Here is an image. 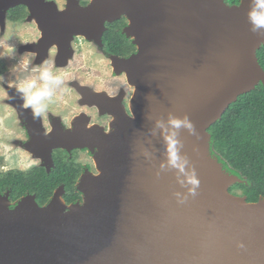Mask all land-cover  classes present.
<instances>
[{"label":"water","instance_id":"water-1","mask_svg":"<svg viewBox=\"0 0 264 264\" xmlns=\"http://www.w3.org/2000/svg\"><path fill=\"white\" fill-rule=\"evenodd\" d=\"M19 5L40 24L69 22L86 36L90 24L99 38L105 22L126 17L139 52L117 61L135 87L132 116H116L108 133L26 145L39 149L48 172L54 148H88L98 174L78 183L81 203L66 204L63 186L44 206L27 195L12 207L9 192L0 194V264H264V197L231 193L242 180L210 150L209 128L239 96L264 86V29L251 30L248 0H71L63 11L47 0H0L2 26ZM170 117L193 125L176 139L185 172L195 169L200 181L195 196L185 172L168 164Z\"/></svg>","mask_w":264,"mask_h":264},{"label":"flooded vegetation","instance_id":"flooded-vegetation-1","mask_svg":"<svg viewBox=\"0 0 264 264\" xmlns=\"http://www.w3.org/2000/svg\"><path fill=\"white\" fill-rule=\"evenodd\" d=\"M47 1L54 2L58 9L63 11L67 9L71 0H64V6L62 8H60L58 0ZM77 1L81 7H87L91 4L92 0ZM227 3L229 5L239 4L240 0L234 2L227 1ZM26 9L28 15L24 22L31 20V13L27 7ZM122 18L125 19L123 26L115 24L116 26L113 25L112 27L110 25L118 20L105 22L104 29L101 30V38H99V31L95 30L94 26H90V24L86 30L91 35L86 36L73 31L69 22L66 23V26L61 22H52V24L50 22L48 26H46L47 23L43 25L39 22H34L36 37L25 45V51L33 55V64L44 67L45 64L51 63L56 69L68 68L71 63L75 62L76 56L81 55L84 51L96 52L104 60L108 61L110 67L108 89L97 88L94 83H84L79 78H71L67 82V85L72 88L77 96L76 102L78 105L84 106L86 110L74 114L69 120H65L63 115H55L52 113L34 118L32 107H24L25 101L22 99V95L24 94H20L15 89L10 90L8 88L9 98L6 100V103L14 108V117L17 120L19 129V137L14 139L12 144L28 152L38 160L35 165L26 170L33 167H41L47 173L51 172L54 167V156L57 154L67 155L76 164L81 165V173L75 183L76 191L80 193L81 200L70 204L81 203L83 201V195L78 190V183L82 177L86 173L98 174L93 160V153L88 148H73L70 151L64 147L54 148L52 151L53 165L48 172L47 161L44 157H41L39 149L31 152L27 149L26 145L33 144L35 146L39 140L37 138L40 137L41 141L44 142L41 138L42 136L47 137L54 134L90 133V131L94 132L95 129L98 131L101 129L105 133H108L113 129L112 125L116 121V116L122 115L124 111L126 114L132 116L130 103L134 97L135 87L129 82L127 71L117 67V61L128 60L132 56H135L139 52V47L135 44V38L128 36L126 33V29L130 27L129 20L126 17ZM87 65V63H84L82 66L77 67L76 71L79 72L81 70L82 73H89L91 68ZM38 146L41 147V144L39 143ZM30 147L33 148L32 145ZM83 153H86L89 161L80 160V156ZM20 199L14 202L11 201L12 207Z\"/></svg>","mask_w":264,"mask_h":264},{"label":"trees","instance_id":"trees-1","mask_svg":"<svg viewBox=\"0 0 264 264\" xmlns=\"http://www.w3.org/2000/svg\"><path fill=\"white\" fill-rule=\"evenodd\" d=\"M234 1L237 0L230 2ZM27 15L26 6L19 5L8 11L7 19L13 23H22ZM123 22L124 18L110 25L123 26ZM257 57L264 69V45L257 52ZM6 72L5 63L0 59V76ZM209 132L212 155L227 172L242 180L231 186L230 192L246 196L249 202H257L260 197H264L263 84L260 83L251 92L239 96L222 118L209 128ZM80 173L81 165L76 164L67 155L57 154L54 156V167L49 173L41 167L0 171V193L9 191L12 202L27 194H33L37 203L44 206L50 201L55 190L63 185L65 202L70 204L81 200L75 186Z\"/></svg>","mask_w":264,"mask_h":264},{"label":"rangeland","instance_id":"rangeland-1","mask_svg":"<svg viewBox=\"0 0 264 264\" xmlns=\"http://www.w3.org/2000/svg\"><path fill=\"white\" fill-rule=\"evenodd\" d=\"M58 2L62 8L64 0ZM30 19L24 23H12L6 17L5 25L2 26L0 23V59L7 68V72L0 76V171L26 170L38 162L37 158L12 144V141L19 137V129L14 117V108L6 103L9 98L8 88L20 92L17 85L24 87L29 81L35 80L38 90L48 83V90L52 95L45 97L42 102L45 108L43 115L48 113L63 115L65 120H69L74 114L86 108L76 102L77 96L67 85L68 80L79 78L84 83H94L97 88L108 89L109 85V63L96 52H82L76 56L75 62L64 69H56L51 63L45 64L44 67L33 64V55L25 51V45L36 37L35 19ZM84 63L88 64L91 71L77 72L76 68ZM54 78H60L61 83L52 84L51 79ZM80 160L89 161V158L83 153ZM238 193L240 194V191Z\"/></svg>","mask_w":264,"mask_h":264},{"label":"clouds","instance_id":"clouds-1","mask_svg":"<svg viewBox=\"0 0 264 264\" xmlns=\"http://www.w3.org/2000/svg\"><path fill=\"white\" fill-rule=\"evenodd\" d=\"M227 2V0H226ZM247 19L249 23L252 25L251 30L253 32H259L261 29H264V0H248V9L246 12ZM44 78V77H42ZM52 84L61 83L60 78L51 79ZM18 90L23 93V99L25 101L24 107H32L34 118L38 116H42L45 112V108L43 105V100L45 97L51 96L52 93L48 90V83H45L43 88L37 90L35 80H31L24 87L16 86ZM171 126L170 135L165 137L167 141V151H168V164L171 167L178 168L181 172H185V165L188 164L187 158H182L179 155V148L177 147L180 144V141L176 139L177 131L181 127H186L190 131H194L193 125L191 122L185 117L184 119H179L176 117H170L168 121ZM182 147V145H180ZM187 184L191 185L188 188V194L195 196L197 195V188L200 185V181L196 175L195 169H193L190 173L185 172ZM183 183V182H182ZM177 197L180 196V193H176ZM187 199V196L184 197ZM183 203V200L180 201ZM243 247V245H241Z\"/></svg>","mask_w":264,"mask_h":264}]
</instances>
